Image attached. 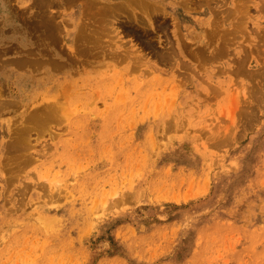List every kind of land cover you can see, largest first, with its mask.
<instances>
[{"label":"rangeland","instance_id":"rangeland-1","mask_svg":"<svg viewBox=\"0 0 264 264\" xmlns=\"http://www.w3.org/2000/svg\"><path fill=\"white\" fill-rule=\"evenodd\" d=\"M1 1L0 264H264V0Z\"/></svg>","mask_w":264,"mask_h":264},{"label":"bare ground","instance_id":"bare-ground-1","mask_svg":"<svg viewBox=\"0 0 264 264\" xmlns=\"http://www.w3.org/2000/svg\"><path fill=\"white\" fill-rule=\"evenodd\" d=\"M8 1V0H7ZM6 1V2H7ZM64 1V0H63ZM71 2H72V0H70ZM128 1V0H127ZM126 1V2H127ZM134 1V0H133ZM132 1V2H133ZM147 1V0H146ZM209 1V0H208ZM211 1V0H210ZM209 1V2H210ZM52 1H50V0H35L34 1V4L36 5V7L37 8H39L40 9V11H41V9L42 8H44V7H50V5L52 6V4L53 3H51ZM55 2V1H54ZM65 2H67L66 0H65ZM79 2V1H78ZM132 2H130L131 4H130V6L132 5H134V6H136L137 5V7L139 8H144V9H146V10H148L150 7H152V8H154V10H155V6H158L159 4H157V3H152V2H150V1H148L147 3H144L142 0H135L134 1V3L132 4ZM196 2V1H195ZM1 3H2V1L0 0V12L2 11V8L3 9H5V4L3 5V3H2V5H1ZM83 3L85 4V5H83V6H85V9L86 8H88L89 10H90V8H92V7H94L96 4H95V1L94 0H88L87 2H84L83 1ZM124 3V2H123ZM122 3V4H123ZM197 3V2H196ZM73 4V3H72ZM98 5V4H97ZM121 4L119 3V6H120ZM198 5L199 4H197V7H198ZM32 6V5H31ZM82 6V7H83ZM116 6H118V5H116ZM131 6V7H132ZM133 6V7H134ZM187 6V5H186ZM81 7V6H80ZM96 7V6H95ZM115 7V6H114ZM97 8H99V7H97ZM104 8H106V6H103V9H102V6H101V10L100 9H98V10H100V12L102 11V12H104V14L107 12V13H109L110 14V12H108L107 10L109 9V6H108V9H104ZM120 8H121V6H120ZM120 8H118V10H121ZM123 8V7H122ZM137 8V9H138ZM139 8V9H140ZM159 8H161V7H159ZM191 8V7H190ZM111 9V8H110ZM114 9V8H113ZM112 9V10H113ZM138 9V10H139ZM151 9V8H150ZM185 9H187V7H185ZM189 9V8H188ZM194 9V8H193ZM50 10V9H49ZM82 10V9H81ZM83 10H84V8H83ZM128 10V9H127ZM88 11V10H87ZM115 11H116V9H115ZM114 10H113V12H115ZM122 11H124L123 9H122ZM141 11V10H140ZM143 11V10H142ZM89 12V11H88ZM125 12V11H124ZM40 13V12H39ZM38 13V14H39ZM47 13V12H46ZM41 14V13H40ZM108 14V15H109ZM113 13H111V15H112ZM145 14V13H144ZM150 14V13H149ZM106 16H107V14H105ZM110 15V16H111ZM35 16V15H34ZM48 16V15H47ZM47 16H43V15H39L37 18H36V16H35V20L36 21H34L33 20V23L31 24V27L33 28V31H35V34H39V39L37 38V40L35 39L34 41H36V42H38L39 41V43H43V42H46V41H50V43H51V41H52V39H53V37H55V35L52 37L51 36V34L53 33V30L55 29L56 30V34H57V31H59L58 33H60V31H61V28L59 27V29H58V27L56 26V21L54 22V24L52 23V20H53V18H48ZM50 16V15H49ZM105 16V17H106ZM109 16V17H110ZM113 16V15H112ZM150 16V15H149ZM108 17V16H107ZM119 17V16H118ZM96 18V17H95ZM100 20V22L103 20L102 18H99V17H97L96 18V20ZM137 19H139V18H137ZM94 20V19H93ZM106 20V19H105ZM95 21V20H94ZM107 21V20H106ZM99 22V23H100ZM150 22V21H149ZM34 23L37 25V26H32V25H34ZM58 23V22H57ZM86 24V23H85ZM26 27L27 26H30V23L29 24H24ZM88 26V25H87ZM103 26H104V24H103ZM106 26V25H105ZM6 27H7V25H6ZM5 27V28H6ZM17 27V26H16ZM77 27V26H76ZM89 27H91V26H89ZM25 27L23 26V27H20V31H22V32H24V33H26V31H25V29H24ZM84 28H86V26L84 27ZM12 30V27H10V28H8L7 30H6V32H9V31H11ZM14 30H16V29H14ZM24 30V31H23ZM54 30V31H55ZM79 30L81 31V28H79ZM105 30V29H104ZM77 31H78V29H77ZM86 31V30H85ZM22 32H20V33H22ZM79 32V31H78ZM82 32V31H81ZM102 32V31H101ZM105 32V31H104ZM28 33V32H27ZM29 33H30V31H29ZM76 33V32H75ZM74 33V34H75ZM92 33H94V32H92ZM99 33V32H98ZM34 34V35H35ZM29 35V34H28ZM59 35V34H58ZM88 35V34H87ZM92 35V34H91ZM31 36H32V33H31ZM52 37V38H51ZM78 37H79V34H78ZM92 37V36H91ZM55 39H56V37H55ZM58 39H59V37H58ZM57 39V40H58ZM73 40H76V39H73ZM77 40H78V38H77ZM76 40V41H77ZM85 41V40H84ZM53 42V41H52ZM58 42V41H57ZM57 42H54V43H57ZM78 42V41H77ZM76 43V42H75ZM42 45V44H41ZM47 45V44H46ZM53 45V44H52ZM55 45V44H54ZM59 46V45H58ZM73 47H74V44H73ZM80 48H81V46H80ZM86 48V47H85ZM91 49V48H90ZM152 49V48H151ZM12 50V49H11ZM44 50V49H43ZM64 50V49H63ZM89 50V49H88ZM171 51H173V50H171ZM153 52V51H152ZM28 53V52H27ZM175 53V52H174ZM173 53V54H174ZM2 54V53H1ZM170 54H172V53H169V55ZM23 55V54H22ZM26 55V54H25ZM73 55V54H72ZM121 56V55H120ZM164 56V55H163ZM23 57V56H22ZM26 57V56H25ZM17 58V57H16ZM29 58V57H28ZM27 58V59H28ZM42 59V58H41ZM44 59V58H43ZM123 59V58H122ZM23 60H26V59H23ZM2 63V62H1ZM23 63L25 64V62L23 61ZM30 63V62H29ZM22 64V63H21ZM19 65V64H18ZM27 65V64H26ZM34 65H37V64H34ZM25 66V65H24ZM28 67V66H27ZM33 70V69H32ZM38 70V69H37ZM36 71V70H35ZM41 73H43V72H41ZM47 106V107H46ZM46 106H44L45 107V110H44V113L43 114H41V115H43L42 116V119H45V121L46 120H52L53 118H56L55 117V115H56V113L58 114V107L56 106V105H51V104H48V105H46ZM1 107V106H0ZM43 109V108H42ZM38 114H40V112H38V110H37V112H36V114H35V116H37L38 117ZM10 128H12V127H10ZM24 128V127H23ZM25 134V133H24ZM14 136V135H13ZM16 136H18V135H16ZM9 137V136H8ZM15 138V137H14ZM17 138H19V137H17ZM24 138H26V137H24ZM27 139V138H26ZM14 140V139H13ZM12 140V141H13ZM25 140V139H24ZM16 141V140H15ZM8 143H9V141H7ZM7 142H6V144H7ZM24 143H26L25 141H24ZM5 144V145H6ZM14 143H12L11 145L12 146H14L13 145ZM17 144H20V143H18L17 142ZM7 145H9V144H7ZM21 149V148H20ZM8 151V150H7Z\"/></svg>","mask_w":264,"mask_h":264}]
</instances>
